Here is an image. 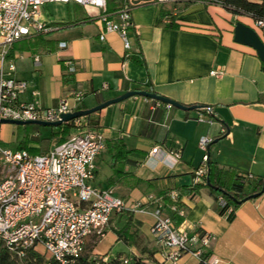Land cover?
I'll return each instance as SVG.
<instances>
[{
    "label": "crops",
    "instance_id": "1",
    "mask_svg": "<svg viewBox=\"0 0 264 264\" xmlns=\"http://www.w3.org/2000/svg\"><path fill=\"white\" fill-rule=\"evenodd\" d=\"M69 3L73 6L67 20L53 22L42 17L53 26L59 25L58 29L17 42L22 47L16 43L15 51L9 54L8 61L15 64L14 77L28 82L19 96L21 101L51 107L65 97L77 110L129 90L149 91L151 86L156 93L184 105L212 108V114L202 112V108L181 110L133 95L90 115L95 125L89 126L105 137L90 184L112 188L127 201V207L111 215L104 238L86 239L83 252L89 257L121 255L163 264L150 233L156 204L148 197L175 191L182 215L168 209L164 213L173 220L177 217L174 222L180 231L208 232L212 238L206 250L220 260L218 264H264V191L244 200L231 219L228 211L219 212L218 197L207 187L194 194L182 191L194 185V170L207 152L235 173L264 178V63L254 48L235 42L233 33L236 21L251 27L252 18L203 0L133 7L129 11L133 27L127 32L130 49L125 50L118 32H105L100 39L103 24L88 15L97 9ZM116 4L114 1L108 9L111 13ZM110 19L119 23L121 14H112ZM61 41L66 42L63 48ZM34 54L40 57L38 66L33 63ZM66 61L75 67L72 82L67 84L62 80ZM76 90L83 93L78 104L71 96ZM32 91L37 93L32 95ZM7 125L0 124L4 141L18 132L19 144L27 147H38L39 136L48 137L55 131L42 133L38 127L14 124L7 129ZM202 136L211 139L205 150L198 143ZM56 144V137H52L48 149ZM155 146L160 151L154 160L147 161ZM175 150L180 151V158L172 166L160 160ZM135 202L141 204L133 209ZM178 264L198 262L186 253Z\"/></svg>",
    "mask_w": 264,
    "mask_h": 264
},
{
    "label": "built area",
    "instance_id": "2",
    "mask_svg": "<svg viewBox=\"0 0 264 264\" xmlns=\"http://www.w3.org/2000/svg\"><path fill=\"white\" fill-rule=\"evenodd\" d=\"M107 1L0 0V119L54 121L62 113L74 110L65 97L51 107L21 101L19 96L27 89L28 82L14 77L15 64L8 61L17 42L59 28V25L53 26L43 20L41 9L45 4L74 2L86 9H97L88 15L103 24L100 39H104L105 32H118L124 49L129 50L127 32L133 27L129 16L131 8L163 4L175 6L189 0H115L117 4L112 13L107 8ZM203 1L220 5V0ZM115 13L121 14L119 23L110 19ZM251 27L264 43V18L252 19ZM59 46L65 47L66 42H59ZM32 60L35 66L40 64L39 55L34 54ZM65 66L68 72L75 71L71 61H66ZM36 93L32 91V95ZM71 96L78 104L83 93L76 90ZM202 110L212 114L211 106H204ZM200 116L199 113L198 118ZM73 123L75 132L45 152L0 149L9 167V172L0 180V240L8 250H14L19 259L41 246L49 259L57 264H74L84 251L86 239L94 237L98 241L104 238L111 215L127 207V201L112 188L102 189L90 184L95 175L96 158L105 148L104 133L91 128L84 117L74 119ZM210 141L209 137L202 136L198 143L205 150ZM158 151V146L153 147L147 161L154 160ZM179 158L180 151L175 150L165 153L160 160L172 166ZM207 162L208 155L205 153L194 170V184L206 182ZM248 178L253 176L248 174ZM18 187H25V194H18ZM166 196L169 202L162 197H148L156 204L150 233L158 246L161 262L178 264L182 255L190 253L198 264H218L220 260L206 250L211 235L208 232L189 234L180 231L172 216L164 213L168 209L182 215L178 194L171 191ZM225 203V199L218 196V206L222 207ZM140 204L135 202L132 208ZM128 260L127 257L123 259L125 263Z\"/></svg>",
    "mask_w": 264,
    "mask_h": 264
},
{
    "label": "trees",
    "instance_id": "3",
    "mask_svg": "<svg viewBox=\"0 0 264 264\" xmlns=\"http://www.w3.org/2000/svg\"><path fill=\"white\" fill-rule=\"evenodd\" d=\"M115 0L107 1V8L110 10L114 5ZM220 5L226 10L230 11L234 15H247L252 19L264 18V0L260 3L251 2L248 0H220ZM39 40V39H38ZM33 45L34 41H30ZM62 80L65 84L72 82V76L70 72L63 70ZM149 91L155 92L151 86L148 88ZM154 101V100H153ZM91 114L84 116L91 125L94 121L91 119ZM74 120L62 123L58 126H50L55 131L48 137L39 136L36 139L38 147L30 148L27 147L26 143H22L18 146L17 150H28L30 153H41L48 150L52 137H56V142L60 143L69 136L71 129L74 127ZM95 125V123H94ZM26 128L27 125H20ZM34 150L35 152H32ZM208 155V171L205 183H197L191 187H185L182 189L186 194H194L200 187H207L209 192L215 197L221 196L225 199L226 203L224 206H219L218 210L221 214L228 211L227 217L231 219L234 215V210L247 199L252 198L251 195L261 191L264 187V178L254 179L248 178V174L235 173L231 169L220 166L216 161L211 159L209 152ZM207 181L209 184H207ZM166 202H169V198L162 194L161 196ZM177 217H174V220ZM26 255L36 256L35 250L29 251ZM25 255V256H26ZM24 256V257H25ZM23 257V258H24ZM19 259L16 255L12 254L0 240V264H18ZM121 255L107 259L101 256L89 257L87 255H81L78 257L74 264H147L142 258H129L128 262L125 263ZM26 264H31L26 262ZM44 264H57L54 260L49 259Z\"/></svg>",
    "mask_w": 264,
    "mask_h": 264
},
{
    "label": "water",
    "instance_id": "4",
    "mask_svg": "<svg viewBox=\"0 0 264 264\" xmlns=\"http://www.w3.org/2000/svg\"><path fill=\"white\" fill-rule=\"evenodd\" d=\"M234 41L240 44L248 45L256 50L257 55L261 59V61L264 63V43L260 39L259 35L255 32V30L250 27L249 25L241 22L236 21L234 25ZM264 70V65H263ZM133 95H139L143 96L145 98H151L156 101H161L163 103L172 105L173 107H176L181 110H192V109H200L203 107V105H184L182 103H179L173 99H170L168 97H165L163 95H160L156 92H151L143 89H134L129 90L121 95H118L116 97H113L111 99H107L98 105L90 108H84V109H77L73 111H69L66 113H62L60 115V118L54 121H42V120H19V119H8V118H1L0 124H14V125H40V126H58L62 123L69 122L71 120L87 116L89 114H92L94 112L100 111L104 107L119 102L121 100H124L130 96ZM207 184L209 182L207 181ZM264 191V187L261 191L254 193L251 195L252 198L259 196Z\"/></svg>",
    "mask_w": 264,
    "mask_h": 264
},
{
    "label": "rangeland",
    "instance_id": "5",
    "mask_svg": "<svg viewBox=\"0 0 264 264\" xmlns=\"http://www.w3.org/2000/svg\"><path fill=\"white\" fill-rule=\"evenodd\" d=\"M72 6H73L72 3L67 4V3H62V2H49L42 7L41 16L46 17L47 19L53 22L60 21L61 19L67 20L69 16L68 9L71 10L70 7ZM250 24H252L251 21H250ZM16 45L19 48L22 47V43H17ZM23 51H27V48H23ZM52 51H55V50H52ZM6 124H8L7 129L8 127L12 126V124H9V123H6ZM27 127L29 129H31L32 127H38L42 133H45L47 130L52 129L48 126H40V125L33 126V124L27 125ZM71 130H73L72 132H75L74 128ZM13 134L11 135L8 141L7 140L4 141V139L2 138L3 133L1 134V131H0V149L17 150L18 146L20 145L19 140L21 138V134L18 132H15ZM5 135L8 136L7 134ZM52 142L53 143H51V145L54 144V141ZM29 147L35 148V149L37 148L34 145L33 146L31 145ZM32 152H35V151L32 150ZM8 172H9V167L4 162V159L2 157V152L0 150V180L3 179V177H5V175ZM35 252L37 253L36 256L26 255L23 258V260L18 262V264H26V262L31 263V264H44L49 261V256L47 255V253H45V251L43 250L41 246H37V248L35 249ZM82 255H87V254L83 252Z\"/></svg>",
    "mask_w": 264,
    "mask_h": 264
},
{
    "label": "bare ground",
    "instance_id": "6",
    "mask_svg": "<svg viewBox=\"0 0 264 264\" xmlns=\"http://www.w3.org/2000/svg\"><path fill=\"white\" fill-rule=\"evenodd\" d=\"M18 194H25V187H18ZM9 251L14 254V250Z\"/></svg>",
    "mask_w": 264,
    "mask_h": 264
}]
</instances>
